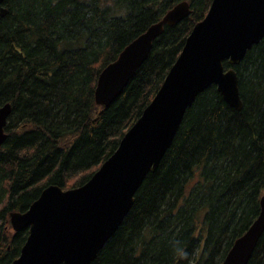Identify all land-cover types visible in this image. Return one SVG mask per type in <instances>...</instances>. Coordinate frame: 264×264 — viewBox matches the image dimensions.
<instances>
[{
  "label": "trees",
  "instance_id": "obj_1",
  "mask_svg": "<svg viewBox=\"0 0 264 264\" xmlns=\"http://www.w3.org/2000/svg\"><path fill=\"white\" fill-rule=\"evenodd\" d=\"M148 58L108 107L99 74L179 2ZM212 0H5L0 15V106L11 103L0 150V264L19 257L26 211L49 185L84 184L112 155L162 86ZM234 67L243 107L213 85L186 111L159 167L92 264H221L260 213L264 194V39ZM248 264H264V233Z\"/></svg>",
  "mask_w": 264,
  "mask_h": 264
},
{
  "label": "water",
  "instance_id": "obj_2",
  "mask_svg": "<svg viewBox=\"0 0 264 264\" xmlns=\"http://www.w3.org/2000/svg\"><path fill=\"white\" fill-rule=\"evenodd\" d=\"M4 4L0 0L1 16L8 13ZM191 12L188 1L179 2L106 65L97 80L96 104L111 105L148 58L165 25H177ZM262 39L264 0H212L152 101L89 180L66 190L49 185L26 211L11 212L15 231L29 229L11 264H92L128 215L145 177L159 167L197 97L216 85L229 105L242 109L237 72L234 67L226 70L224 63L238 65ZM11 111V103L0 106V149L8 137ZM260 206L221 264H248L264 233V195Z\"/></svg>",
  "mask_w": 264,
  "mask_h": 264
}]
</instances>
